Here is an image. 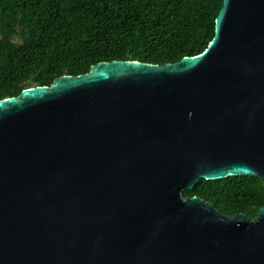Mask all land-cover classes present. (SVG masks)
<instances>
[{
    "label": "water",
    "instance_id": "1",
    "mask_svg": "<svg viewBox=\"0 0 264 264\" xmlns=\"http://www.w3.org/2000/svg\"><path fill=\"white\" fill-rule=\"evenodd\" d=\"M227 177L264 188V0H221L195 56L1 99L0 264H264V205L181 196Z\"/></svg>",
    "mask_w": 264,
    "mask_h": 264
},
{
    "label": "trees",
    "instance_id": "2",
    "mask_svg": "<svg viewBox=\"0 0 264 264\" xmlns=\"http://www.w3.org/2000/svg\"><path fill=\"white\" fill-rule=\"evenodd\" d=\"M221 0H0V100L99 62L162 65L200 54ZM17 41L18 43H15ZM196 196L231 217L254 219L264 188L254 177L196 182Z\"/></svg>",
    "mask_w": 264,
    "mask_h": 264
},
{
    "label": "rangeland",
    "instance_id": "3",
    "mask_svg": "<svg viewBox=\"0 0 264 264\" xmlns=\"http://www.w3.org/2000/svg\"><path fill=\"white\" fill-rule=\"evenodd\" d=\"M15 43H18L17 41H15Z\"/></svg>",
    "mask_w": 264,
    "mask_h": 264
}]
</instances>
